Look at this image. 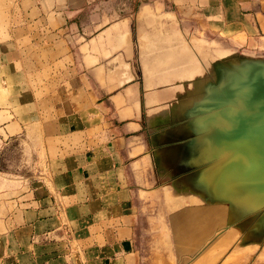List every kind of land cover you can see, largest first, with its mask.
Listing matches in <instances>:
<instances>
[{
    "label": "crops",
    "instance_id": "crops-1",
    "mask_svg": "<svg viewBox=\"0 0 264 264\" xmlns=\"http://www.w3.org/2000/svg\"><path fill=\"white\" fill-rule=\"evenodd\" d=\"M146 7L264 51V0H0L2 139L40 164L0 219V264L215 263L214 238L192 235L214 227L210 210L157 199L135 69L149 56Z\"/></svg>",
    "mask_w": 264,
    "mask_h": 264
},
{
    "label": "water",
    "instance_id": "water-1",
    "mask_svg": "<svg viewBox=\"0 0 264 264\" xmlns=\"http://www.w3.org/2000/svg\"><path fill=\"white\" fill-rule=\"evenodd\" d=\"M151 11L146 7V18ZM161 28L165 31L146 33L153 38L144 53L169 41H184L196 50L192 37ZM158 30L169 35L154 37ZM217 47L205 44L199 57L196 51L192 62L202 70L188 76L153 73V66L140 63L146 75V125L158 139L150 166L160 176L161 200L172 209L189 204L210 210L222 235L215 238L211 222V228L192 235L214 238L208 246L214 260L215 253L223 255V244L230 258L264 243V58ZM243 60L247 69L241 68ZM223 63L229 67L220 69Z\"/></svg>",
    "mask_w": 264,
    "mask_h": 264
},
{
    "label": "rangeland",
    "instance_id": "rangeland-1",
    "mask_svg": "<svg viewBox=\"0 0 264 264\" xmlns=\"http://www.w3.org/2000/svg\"><path fill=\"white\" fill-rule=\"evenodd\" d=\"M155 13L156 11L154 12L151 11V13L146 18V32L150 30H154V29H160L161 31H165L161 27H166V28L174 27V29L179 30L183 34V37L186 40L192 37L191 42L194 48L196 46L194 45V43L203 40L211 48L212 47L218 48L217 46H220V47H225L226 49H230L232 53H236L240 56H247L251 58H259V57L264 58V51H254V50L250 51V50H245L244 48L238 49L236 44H234L233 42H230L231 45H229V43H226V45L222 44L221 41L217 40L218 36L210 33L208 29H206L205 24L202 21H199V22L188 21L187 25L183 24L186 26H182V24L178 23L176 18L173 16L166 17L165 15H163L166 18V19H163V18H160V16L158 15L159 12L157 15ZM183 27H186V28H183ZM161 31L158 30V32H161ZM163 33L164 34H162L161 32L160 35H155L154 37L163 38V36L169 35L166 32H163ZM151 37L153 38V36L146 34V42H150ZM148 44L150 45V43ZM148 44L146 43V45ZM222 53L224 55L226 52L222 51ZM200 54L204 55V53L202 52H200ZM243 62H247V61L243 60ZM182 67L181 66L177 67L174 70V72H171L172 68H170V70L168 69L169 72H166L165 74L176 76L177 71ZM184 67H187V66L184 65ZM197 68L201 69L200 65ZM135 69L137 73L141 74L142 68H140V66H136ZM156 70L157 69H155L153 73H156ZM190 73L185 74L183 76H188L190 75ZM1 123H2V119H0V125ZM146 124H147V120H146ZM3 137H4L3 132L0 130V219L5 217L7 212L12 211L13 207H12V204L9 203V201L13 197L17 196L18 192H21L24 190L22 188L25 184L24 182L25 180L21 178L22 177L27 178L28 176H30V174H32L33 171L36 170V166L40 165V164L32 162V158L30 157L32 156L30 153V148L27 147L26 144H24L22 141L16 140L15 138H11L9 141L5 142L2 139ZM41 166H43V163H41ZM157 199L160 202L161 199L160 198H157ZM214 229H215V238L217 237V235H222V230L219 229L217 224L214 226ZM217 253H215L214 255L215 256L214 264H223L221 255H220V258H218ZM227 261L229 264H264V243L262 246H259L256 248L254 247L245 248V250L243 251H237V253H232L231 257L228 258Z\"/></svg>",
    "mask_w": 264,
    "mask_h": 264
},
{
    "label": "bare ground",
    "instance_id": "bare-ground-1",
    "mask_svg": "<svg viewBox=\"0 0 264 264\" xmlns=\"http://www.w3.org/2000/svg\"><path fill=\"white\" fill-rule=\"evenodd\" d=\"M205 44H207V43L204 42L203 40L194 43V45H196L195 46L196 50L193 51L190 48V46L183 41H177L175 46L170 45V41H169V42L165 43L164 46H161V47L157 48V50L149 53V56H147V59H146V65L153 66V68L159 69L163 73L169 72L168 69L170 70V68H172L171 72H174V70L179 66H181V67L183 66L182 68H180L178 70V71H180V74H182V75L189 74L190 72H192V73L197 72L198 71L197 67H199V64L192 62L193 60L195 61V59H192V57L193 56L196 57V53H195L196 51L198 52L197 56L199 57L200 52L203 53L204 48H202V47ZM186 46H188V47H186ZM193 53H194V55H193ZM228 62H233V61H228ZM246 63L247 62H242L241 68L247 69V67H245ZM184 65L187 67H184ZM189 65H190V67H189ZM173 67H174V69H173ZM220 67H221V69H225L229 66L227 64L223 63ZM178 71L176 73L177 75H179ZM192 73H190V74H192ZM173 202H175V201H173Z\"/></svg>",
    "mask_w": 264,
    "mask_h": 264
}]
</instances>
